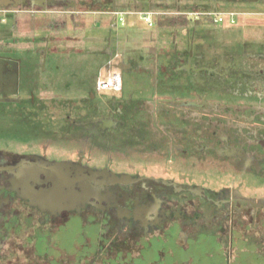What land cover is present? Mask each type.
Instances as JSON below:
<instances>
[{
	"label": "flooded vegetation",
	"instance_id": "obj_1",
	"mask_svg": "<svg viewBox=\"0 0 264 264\" xmlns=\"http://www.w3.org/2000/svg\"><path fill=\"white\" fill-rule=\"evenodd\" d=\"M9 1L8 7L0 5V11L42 0ZM182 1L175 0L173 7ZM193 1L206 3L194 8L200 12L237 6L239 17L232 24L237 25L248 15L241 8L244 4L264 0ZM118 6L113 2L111 8L134 12L162 8ZM207 18L190 17L215 24ZM193 57L188 55L186 69L192 71L195 65L203 72L200 58L193 65ZM118 105L111 103L95 121L89 120L90 115L69 114L61 127L53 123L59 134L42 129L38 134L49 137L20 145L19 150L0 146V264H162L206 240H213L228 261L238 247L236 238L254 230L257 210L264 209V193L259 197L256 187H246L243 180L264 181V116L258 122L254 117L264 111L253 104L219 106L202 95L195 96L190 106L178 104L171 113L148 109L142 120L137 106L126 113V107ZM218 112L233 114L235 120H219V128L208 127V115ZM192 115L204 126L202 141L181 125L180 119L187 123ZM7 117L11 121L10 111L0 113L2 126ZM243 128L259 131V137ZM94 150L103 155L96 156ZM114 153L123 159H115ZM191 160L230 168L232 183L215 187L207 184L205 173L202 183L190 172L176 173L179 162L185 166ZM159 166L163 168L158 170ZM224 171L223 176L229 173ZM65 178L74 180L72 189L63 187ZM132 242L142 247L137 256L124 253L134 248ZM201 251L200 263L203 257H214L215 251Z\"/></svg>",
	"mask_w": 264,
	"mask_h": 264
},
{
	"label": "crops",
	"instance_id": "obj_2",
	"mask_svg": "<svg viewBox=\"0 0 264 264\" xmlns=\"http://www.w3.org/2000/svg\"><path fill=\"white\" fill-rule=\"evenodd\" d=\"M42 1L0 11V113L12 115L11 137L4 145L49 137L33 130L54 129L55 113L62 118L54 122L58 127L69 114L90 115L95 121L111 103H120L126 113L137 106L142 120L148 109L171 113L178 104L190 106L202 95L219 106L253 104L264 111V1L244 4L248 15L237 25L229 18L222 24L190 19L186 13L204 1L185 0L176 8L175 0ZM113 2L134 9L162 8L146 9L160 13L153 26L128 16L126 25L118 27L113 25ZM213 10L235 13L237 6L208 11ZM188 55L194 56L193 65L199 57L198 65L205 70L200 73L195 65L193 72L187 70ZM111 71L121 75L122 92L98 90L99 79ZM1 120L0 138L8 130ZM257 213L254 231L240 239L257 248L240 253L236 247L228 261L220 253L217 264H237L243 254L251 264H264V249L259 247L264 209Z\"/></svg>",
	"mask_w": 264,
	"mask_h": 264
},
{
	"label": "rangeland",
	"instance_id": "obj_3",
	"mask_svg": "<svg viewBox=\"0 0 264 264\" xmlns=\"http://www.w3.org/2000/svg\"><path fill=\"white\" fill-rule=\"evenodd\" d=\"M216 11H218V10H216ZM137 18L144 25L148 26V24L142 18H140V17H137ZM126 23H127V21H126ZM113 25H116V26L120 27L121 22L119 21V18H116L113 21ZM216 104H218V103H216ZM220 105H222V103H220ZM219 113H222V112H218V114L208 115L209 116V123L207 124V125H209L208 127H211V128H214V127L219 128L218 125H220V124H219V122H217L219 120H221V121H234L235 120V118L233 117V114H231V115L228 116V115L219 114ZM52 116H54V117H52L54 119L57 118V123H58L59 118L62 119L61 118V115L58 114V113H55ZM263 116L264 115H258V116L257 115H254V117H257V121L256 122H258L260 119L262 120V117ZM5 119L6 120L4 122V127L6 129H8V130H6V131H4L2 133V137L0 138V140L3 141V143L1 142L0 143V146L9 147V148L11 147L10 149L18 148V150H19V146H16V145H7V144L4 145V143L10 139L11 133H12V131L9 130L10 129V126H11L10 117H7ZM54 119L51 120V121H53L52 123H54V121H55ZM186 121H187V119H183V122L180 119V122L182 123V124L181 123L180 124L182 126H185L188 130H190L189 131L190 133L193 134V132L194 133L196 132V134L193 135V137H194L195 140L202 141L201 134H202L203 131L201 129H203V127H204L203 124L202 123H199L197 121V118H196L195 115H192V117H189L187 123H185ZM213 122H216V123H213ZM243 129H245L250 134L252 133L253 135H255L254 138L259 137V131H254L255 132L254 133L253 130H251V129H248V128H243ZM41 130L40 129H37V130L35 129L33 131H35V133L38 134V132H40ZM49 130H51V132L52 131H56V134H59L60 133V131L56 127L54 129H53V127L52 128H49ZM211 130H213V129H211ZM235 132H236V130H234L233 135H236ZM261 133H264V132H261ZM74 148L75 147H72V149H74ZM257 151L262 152L263 150H262L261 147H259ZM94 152H95V155L98 156V157H100L101 155H103L100 152L96 153L97 150L96 151L94 150ZM128 154H130V151L128 152ZM113 156L115 157V159H121L124 155H116L114 153ZM163 164L164 163H162V165ZM184 164L185 163H182V162H179V164H177L178 165V169L176 167L174 168L175 171H176V173L177 172H180V173L181 172H184V173H189L190 172L189 174H191V176H194L195 180L200 181V183L203 182V180H204V177L203 176H204V173H205V175L208 176V178L206 179L207 180V184L208 185H211V186H215V187H220L222 185H227L226 183H229V184L232 183L233 174L231 173V169L230 168H227L225 166H221V165H217V164H214V165L210 164V165H208L206 163L205 164H202L201 162L193 161V160L189 161V163L187 165H185V166H184ZM151 165L154 166L153 167V170H156L157 167H155V164L152 163ZM123 166H127V164H123ZM160 167H162V166H159L158 167V170L160 169ZM226 169L229 170V173H227V174H225L223 176L221 173L224 170H226ZM243 181H244V183H246V187H248V186H254V187H256L257 193L259 194V197L262 196V194L264 193V181L260 180L261 182H258L256 179H253V178H247V179L244 178ZM245 190L247 192H250L251 191L250 189H247V188H245ZM262 223L264 224V217H263ZM262 231L264 233V228H263ZM247 233L250 234L248 230H247ZM213 242H214L213 240L212 241L206 240V241L202 242V244H200V246H198V247L197 246H194V247L190 248V251L187 252V253L186 252H182V251H178V255L176 257H174V258L171 257L170 259H165V260H163L162 264H168L170 262H173L175 264H182L183 263V260H187V259H191V258H193V261H191L192 264H207V263L208 264H217V263H219L220 260L222 261V259L220 257V248L219 247L216 248L215 247L216 244H214ZM235 244L238 245V248L240 250V253L242 251H245V250H248L249 251L250 249L254 250V248H257L256 246L255 247H251L248 244H246L245 242H242L240 240V238H236ZM132 245H135V243L132 242L131 243V246ZM227 247H229V243H227ZM259 247H261L262 249H264V238H262V241H260ZM141 249H142L141 245L140 246L135 245L134 248L131 247L130 250L127 249V250L124 251V253H129L130 252L131 255L137 256L139 254V251H141ZM201 250H203V252L208 251V250L215 251L213 253L214 257L213 258H205V257H203L202 258L203 259L202 262L201 263L198 262V258H199L198 256L200 255L199 253L202 252ZM227 250L229 251V249H227ZM187 254H188V256H187ZM191 255H193V256H191ZM247 255L245 256L243 254L242 257L237 258L236 263L237 264H251V261L248 260L249 257ZM91 258L92 257L89 256V258L87 259V261L91 260ZM222 264H225V263L223 262Z\"/></svg>",
	"mask_w": 264,
	"mask_h": 264
},
{
	"label": "built area",
	"instance_id": "obj_4",
	"mask_svg": "<svg viewBox=\"0 0 264 264\" xmlns=\"http://www.w3.org/2000/svg\"><path fill=\"white\" fill-rule=\"evenodd\" d=\"M5 13L10 9H2ZM114 15L119 18L122 27L126 25V19L128 16H138L142 18L149 26L154 25V16L160 14L156 11H145V12H134L129 10H114ZM189 17L195 18L199 16H207L213 20L215 24H222L229 18L232 24L235 23L236 14L233 12L229 13H219L217 11H191L187 12ZM113 62L111 61L110 65ZM99 91L112 90L115 92H120L122 89V78L121 75L117 72H110L106 78H100L97 84Z\"/></svg>",
	"mask_w": 264,
	"mask_h": 264
},
{
	"label": "water",
	"instance_id": "obj_5",
	"mask_svg": "<svg viewBox=\"0 0 264 264\" xmlns=\"http://www.w3.org/2000/svg\"><path fill=\"white\" fill-rule=\"evenodd\" d=\"M46 1V0H45ZM10 3V1L9 0H0V5H3V6H5V7H8L9 4ZM15 8L17 7V6H14ZM61 165H64V164H61ZM91 175H93V176H98V175H100V173H98V172H92V174ZM84 177H86V175H84ZM115 178V177H114ZM84 179H86V178H84ZM116 179V178H115ZM65 180H66V182H65V184L63 185V187H65V188H68V190L69 189H72V187H73V183H74V180H72L71 178L70 179H67V178H65ZM55 192H57L58 191V189H60V186L59 185H55ZM84 189V188H83ZM44 204H47V202H44Z\"/></svg>",
	"mask_w": 264,
	"mask_h": 264
}]
</instances>
